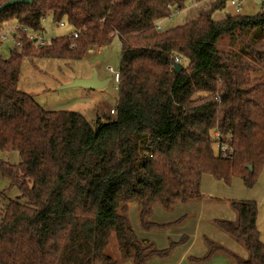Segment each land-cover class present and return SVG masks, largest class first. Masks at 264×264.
<instances>
[{
  "label": "trees",
  "instance_id": "1",
  "mask_svg": "<svg viewBox=\"0 0 264 264\" xmlns=\"http://www.w3.org/2000/svg\"><path fill=\"white\" fill-rule=\"evenodd\" d=\"M186 1L35 0L0 13V31L18 25L11 58L0 54V152L21 157L18 165L0 159V171L26 199L0 208V264H149L188 237L157 249L133 229L131 205L150 232L186 219L153 222L157 207L206 199L205 174L256 186L264 170V1L258 14L228 13L218 22L214 15L231 0H214L195 20L159 31ZM47 17L73 33L36 48L23 29L42 31ZM115 37L122 46L115 119L92 126L77 112L45 111L19 89L24 58L79 60ZM229 204L237 219L213 224L247 258L205 237L207 254L193 259L221 254L234 264H264L258 203ZM113 237L119 259L107 253Z\"/></svg>",
  "mask_w": 264,
  "mask_h": 264
},
{
  "label": "rangeland",
  "instance_id": "2",
  "mask_svg": "<svg viewBox=\"0 0 264 264\" xmlns=\"http://www.w3.org/2000/svg\"><path fill=\"white\" fill-rule=\"evenodd\" d=\"M248 1L246 0L242 5V15H254L261 12L264 0ZM212 2H214V0H205L201 3H196L195 0H187L183 9L176 10L172 14V16L161 22L163 30L168 31L172 28L182 26L192 20H195L198 17L199 11L209 8ZM220 13L237 14V12L230 5V3H228L225 10L221 11ZM42 25V31H34L32 29L25 28L28 30L26 32L27 37H30V34H34V32H37L44 39H46L48 46L51 44L52 40L59 37H67L72 35L73 33V29L67 23L63 25H61L60 23H54L52 17L45 18V20L42 22ZM15 29L18 30V25L16 23H12L4 27L0 31V34ZM25 29H23V32H25ZM17 43V40L16 43H14L12 37L8 41L3 42L0 45V54L5 59H10L11 51L15 47H17ZM34 46L36 48H39L35 43ZM121 63L122 46L118 37H115L111 44L107 46L90 47L87 51V54L79 60L43 58L36 55L32 57H26L24 58L21 66L19 89L31 95L45 111L77 112L83 115L89 122V124H91L92 126H96L99 120L106 121L108 119H115L116 117L111 114V111H116L119 101ZM95 73L98 74L100 80L110 79V83L105 89L100 91L84 89L80 87L66 89L63 88L64 86L73 83L76 79L92 78ZM215 152L218 153L217 146H215ZM0 159H3L4 161L13 165H18L21 163V157L18 152H0ZM10 201L26 203V199L22 197L20 190L18 188L11 187V182L9 181V179L4 177L0 171V208H4V206L9 204ZM213 202L214 201L210 203ZM192 203L198 204L199 202ZM157 210L158 209L155 210V215ZM175 215L169 213L168 219H170V221L175 222L179 218L183 217L181 213H179L177 216ZM129 218L131 220L133 229L135 230L137 235L142 234L144 230L141 228L140 225L138 205H131ZM196 218L197 216L195 214H189L186 219L183 220L182 223L174 227H170V229L181 226L185 228V231H187V233L192 234L194 231L193 229L195 228ZM163 220L165 219L161 218L158 219L156 222H160ZM213 221L214 220H212L211 223L208 224L206 222V219H204L203 221V218H201L200 222L199 220H196V224H198V222L201 223L200 233H205L204 235H206V237L214 238L213 236L216 235V232L213 233V230H218V228L213 224ZM177 232V229H175V234ZM156 233L165 234L167 238H173L172 241H178L175 237L171 236L168 232L164 231V229H161V231L157 230ZM186 237L189 236L186 235ZM181 238H183V236ZM200 240L201 242H203V235L201 236ZM150 241L152 242V240ZM172 241L167 244V242H169V240H167V242L165 243L166 245L163 244V250L169 248ZM216 242H218V240ZM156 248L159 249L157 246ZM180 250L181 249L177 250V253L175 254L176 257L172 256L168 259L155 257L150 260L149 264H178V255L181 253ZM196 252L197 249H195L194 252H191V254L196 255ZM207 252L208 250L206 247L205 255L207 254ZM107 253L114 259H119L120 254L118 251V245L115 237L112 238L111 243L107 249ZM216 256L210 261H208L209 264H213L216 262ZM221 257H223V255H221ZM121 264L133 263L132 261H126ZM185 264L189 263L186 262ZM215 264L218 263L216 262Z\"/></svg>",
  "mask_w": 264,
  "mask_h": 264
},
{
  "label": "crops",
  "instance_id": "3",
  "mask_svg": "<svg viewBox=\"0 0 264 264\" xmlns=\"http://www.w3.org/2000/svg\"><path fill=\"white\" fill-rule=\"evenodd\" d=\"M220 12H217L214 15V19L218 22L223 21L226 17L225 14H221ZM201 191L203 195L206 197V199L199 201L198 204H193V203H189L185 205L179 204L175 206L172 212L171 211L166 212L162 208L158 207L156 208L158 210L156 212V215L154 213L155 216H153L152 221L156 222L158 219L162 218L165 220L156 223L158 224L171 223L173 221H170V219H168L169 213L174 215L176 214L175 216L181 213L183 217L184 216L187 217L189 214L190 215L195 214L197 216L196 220H199L200 222L201 218H203V221L204 219H206V222L208 224L211 223L212 220H216V219L235 221L237 219V215L231 208L229 201L231 200L256 201L259 206L257 227L261 233V240L264 243V170L262 171L259 177L258 183L253 189H247L244 185L243 180L240 178H234L231 184L227 185L223 181L215 180L211 175L205 174L202 177ZM209 201L210 202L214 201V202L210 203ZM196 220H195V228L193 229L194 231L192 234L187 233V231H185V228L181 226L173 229L170 228L164 229V231L168 232L171 236L175 237L177 240H179L182 236H186V235L189 236L187 242L185 244L176 247L172 252V254L168 257V258L172 256L176 257L175 254L177 253V250L181 249L180 250L181 253L178 255V264H185L186 262H188L189 264H209V262H198L195 261V259H193V258H201L205 256V248H206L205 241L202 240L203 242H201L200 240L202 235L204 238L206 237V235H204L205 233L204 234L200 233L201 223L198 222V224H196ZM175 229H177L178 231L176 234H175ZM156 232L157 230H153L150 232L144 231L142 232V234L140 235L138 234V237L145 240H152V242L156 244L155 246H157L159 250L160 249L163 250L164 248L163 244H165L167 240H169V242H167V244H169L170 241L173 240V238L171 237L167 238L165 234H158ZM214 232H216V235L213 236L214 238L212 237L211 238L208 237V238L212 240L214 239L215 242L218 240L219 244H222L223 246H225L232 252L236 253L240 257L247 258L248 256L247 252L241 245H239L232 238H230L228 235L223 233V231H220V229L218 230L216 229L215 231L213 230V233ZM195 249H197L196 252L197 254L196 255L191 254V252H194ZM216 262L218 264H233V262L227 256L223 255V257H221V254L216 256Z\"/></svg>",
  "mask_w": 264,
  "mask_h": 264
},
{
  "label": "built area",
  "instance_id": "4",
  "mask_svg": "<svg viewBox=\"0 0 264 264\" xmlns=\"http://www.w3.org/2000/svg\"><path fill=\"white\" fill-rule=\"evenodd\" d=\"M246 0H231L229 3L230 5L235 9V11L237 13H241L242 10H243V3L245 2ZM63 25V24H61ZM157 28L159 31H164L163 28H162V25H161V22L157 25ZM16 31L17 29L15 30H9V31H6L4 33H1L0 34V45L5 42V41H8L11 37L14 41V43H16ZM28 30L25 29V33L27 32ZM74 37L77 38L78 37V34L77 33H74ZM30 40H32L39 48H42V47H45L47 46V41L46 39H44L41 35H39L37 32H34V34H30V37H28ZM179 60L177 59V62ZM111 114L113 116H116L117 112L115 110H112L111 111ZM222 152H223V156L226 157L227 156V151H228V147L227 146H223L221 148Z\"/></svg>",
  "mask_w": 264,
  "mask_h": 264
},
{
  "label": "water",
  "instance_id": "5",
  "mask_svg": "<svg viewBox=\"0 0 264 264\" xmlns=\"http://www.w3.org/2000/svg\"><path fill=\"white\" fill-rule=\"evenodd\" d=\"M35 0H12L5 3L2 7H0V13H2L5 9L20 5V4H33ZM178 71H180V66L178 64L175 65ZM110 83V79L100 80L97 73L93 75L92 78L89 79H76L73 83L64 86L63 88H84V89H92V90H103L105 89ZM252 170L253 168L250 167Z\"/></svg>",
  "mask_w": 264,
  "mask_h": 264
}]
</instances>
